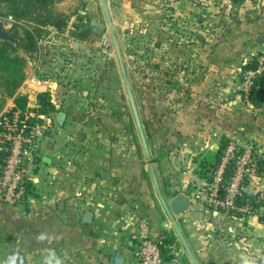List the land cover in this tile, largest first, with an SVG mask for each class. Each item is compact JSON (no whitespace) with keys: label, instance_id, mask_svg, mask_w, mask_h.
Masks as SVG:
<instances>
[{"label":"crops","instance_id":"0c3cea01","mask_svg":"<svg viewBox=\"0 0 264 264\" xmlns=\"http://www.w3.org/2000/svg\"><path fill=\"white\" fill-rule=\"evenodd\" d=\"M237 16L221 40L205 45L186 72L174 75L173 89L162 88L165 61L157 62L154 108L142 122L150 158L133 134L126 107L118 121L86 116L110 113L105 104H87L99 97L85 75L92 57L87 43L73 42L72 52L84 51L82 59L79 51L71 52L72 68L57 59L66 58L61 47L48 46L47 59L60 65L50 68L58 111L48 118L33 194L23 206L0 203V264L11 257L15 264H45L49 256L63 264H113L116 252L123 264H138L144 234L163 246L165 264H193L158 200L151 167L167 200L178 194L193 200L175 218L198 264H264V217L227 215L196 199L211 189L224 143L236 141L264 159V84L254 101L243 74L245 65L264 54V43H258L264 38V0H245ZM56 31L49 27L45 36ZM27 59V75L35 74L34 56ZM58 112L66 114L63 125ZM87 212L93 215L89 224Z\"/></svg>","mask_w":264,"mask_h":264},{"label":"rangeland","instance_id":"374dc122","mask_svg":"<svg viewBox=\"0 0 264 264\" xmlns=\"http://www.w3.org/2000/svg\"><path fill=\"white\" fill-rule=\"evenodd\" d=\"M107 3L139 116L141 122H146L154 108L152 99L158 89L157 62L162 59L165 61L166 75L162 88L173 89L174 75L181 70L186 72L184 69H187L189 60L198 55L205 45L214 46L225 36L230 23L237 22V15L244 2L234 4L231 0H107ZM55 8L67 16L90 10L87 14L92 24L89 42L81 41L80 46L87 43L92 51V57L86 59L90 63L84 66L85 75L92 81L93 88L96 87L95 93L99 97H94L93 101L90 99L87 104L104 108L105 105L109 106L110 113L94 110L86 116L94 120L118 121L124 119L123 108L126 107L133 134L140 136L102 1L55 0ZM12 9L9 2L0 0V13L4 14L0 16V21L11 32L16 23L11 17ZM104 34H108L113 42L115 57L111 61L104 60L99 55V40ZM94 36L98 39L95 40ZM21 54L26 55L24 52Z\"/></svg>","mask_w":264,"mask_h":264},{"label":"built area","instance_id":"2783aa9c","mask_svg":"<svg viewBox=\"0 0 264 264\" xmlns=\"http://www.w3.org/2000/svg\"><path fill=\"white\" fill-rule=\"evenodd\" d=\"M77 21V16H72L64 31L53 27L57 31L39 41L38 52L33 55L35 74L27 75L17 93L8 97L0 108V203L3 205L23 206L33 194L35 171L42 164V151L50 132L47 116L39 112V96L52 94L50 68L60 66L59 62L52 63L47 59L46 51L48 46L61 47L66 58L57 59L72 68V53L79 51V56H76L80 59L84 51L79 47V50L72 52L73 42H78L73 35ZM99 44V55L107 61L114 59L113 42L108 34L102 35ZM68 45L69 48L66 47ZM263 73L264 54L259 58L258 68L244 74V82L250 93L255 78ZM21 96L27 100L24 108L16 102ZM196 199L227 215L241 213L243 216L264 217V166L251 149L243 151L238 142L230 141L213 170L211 189L198 193ZM136 255L138 264H165L160 244L145 234L139 239Z\"/></svg>","mask_w":264,"mask_h":264},{"label":"trees","instance_id":"16d2710c","mask_svg":"<svg viewBox=\"0 0 264 264\" xmlns=\"http://www.w3.org/2000/svg\"><path fill=\"white\" fill-rule=\"evenodd\" d=\"M4 1L9 2L10 5L13 6L11 17L15 19L16 23L13 25L12 34L18 39V43L12 44L10 42L0 41V108L4 106L8 97H12L17 93L24 82L27 76V58L38 52L39 41L46 34L45 29L54 27L59 31H64L72 17L58 11L55 8V0ZM244 1L245 0H231L234 4H241ZM82 3L85 5L84 2ZM0 16H4V14L0 13ZM76 16L78 21L75 25L76 30L73 35L78 39V42L81 43V41H86L89 38L92 31V24L88 15L79 13ZM21 52H24L26 55H22ZM261 55L255 57L244 66L243 74L258 68ZM263 84L264 73L255 78L252 96L262 91L261 86ZM255 97L256 96H253L254 101L256 99ZM26 101V98L22 96L16 99L17 105L21 108L25 107ZM39 102L41 105L39 112L40 114L46 115L47 118L58 111L56 104H54L53 96L49 93L40 95ZM228 143L229 142L222 145L218 163L221 161L223 152ZM256 158L259 160L260 164L264 165V159L259 157ZM262 219L264 221V218Z\"/></svg>","mask_w":264,"mask_h":264},{"label":"water","instance_id":"95a60500","mask_svg":"<svg viewBox=\"0 0 264 264\" xmlns=\"http://www.w3.org/2000/svg\"><path fill=\"white\" fill-rule=\"evenodd\" d=\"M101 1H102V5L104 8L106 17H107V21H108L109 26H110L117 59H118V62H119L120 68H121L123 80H124V83H125V86H126V89L128 92V96H129V99H130V102L132 105L134 115H135L137 127H138L140 137H141V140L143 143V147H144V150H145L147 156L150 158L151 157L150 149H149L147 138H146V135H145V132L143 129V125H142V122H141V119L139 116L138 108H137V105L135 102L132 86L130 83V79H129L128 72H127L126 65H125V61H124V56H123V53H122V50H121V47L119 44V40H118L117 35L115 33L114 26L112 24V20H111L109 8H108V3H107V0H101ZM83 14H85V12H83ZM94 38H95V40L98 39L97 36H94ZM0 41L10 42L12 44L18 43V39L5 26L3 21H0ZM258 43L263 44L264 38H258ZM54 104H57V100H55V99H54ZM56 119L61 125H63L65 123L66 114L64 112H58L56 115ZM151 173H152L155 189L157 192V196H158L167 216L169 217L170 221L172 222V224H173L177 234L179 235L182 243L184 244L193 264H198L196 259L194 258V255H193L183 233H182V230L180 229V227L176 221V218H175V216L185 214L186 212H188L191 209L192 204H193L192 198H190L186 194H178L175 197H173L172 199L167 200L165 195L163 194V192L161 190V186L159 184V180L157 178L154 167H151ZM92 221H93L92 213L87 212L85 214V217H84V222L86 224H89V223H92ZM112 262H113V264H123L124 256L121 253L116 252L112 257Z\"/></svg>","mask_w":264,"mask_h":264},{"label":"clouds","instance_id":"9594fccd","mask_svg":"<svg viewBox=\"0 0 264 264\" xmlns=\"http://www.w3.org/2000/svg\"><path fill=\"white\" fill-rule=\"evenodd\" d=\"M9 264H15V257L9 259ZM45 264H63V261L59 257H46ZM244 264H255V261L245 260Z\"/></svg>","mask_w":264,"mask_h":264}]
</instances>
